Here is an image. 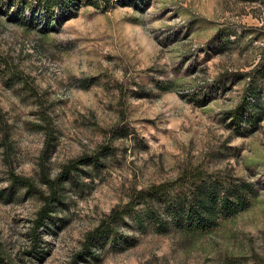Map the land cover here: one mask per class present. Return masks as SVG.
<instances>
[{
    "label": "rangeland",
    "instance_id": "374dc122",
    "mask_svg": "<svg viewBox=\"0 0 264 264\" xmlns=\"http://www.w3.org/2000/svg\"><path fill=\"white\" fill-rule=\"evenodd\" d=\"M42 16L0 0V254L10 264H264V0H82L66 22ZM71 164L38 226L44 175ZM194 171L251 182L250 207L196 232H160L133 212L116 240L84 249L134 193Z\"/></svg>",
    "mask_w": 264,
    "mask_h": 264
},
{
    "label": "trees",
    "instance_id": "16d2710c",
    "mask_svg": "<svg viewBox=\"0 0 264 264\" xmlns=\"http://www.w3.org/2000/svg\"><path fill=\"white\" fill-rule=\"evenodd\" d=\"M26 7L30 6L34 14L39 11L46 22L56 19L68 21L79 11L82 0H16ZM110 3V0H100ZM125 4V2H123ZM254 93V92H253ZM256 99V95L252 96ZM257 101V100H256ZM256 103V102H255ZM262 119L263 112H260ZM93 159V158H92ZM95 160V159H94ZM95 161L91 162H97ZM73 165L65 168L56 180L44 175L43 181L49 186L50 194L44 197L45 204L39 213L37 225L42 226L50 217L56 203H60L61 184L73 170ZM24 186L33 187L29 179L14 178ZM175 184H179L178 186ZM186 185H189L186 188ZM254 185L238 179H222L204 172L194 171L191 177L187 173L174 183L154 185L134 193L128 204L112 210L111 214L101 220L93 231L86 235L84 249L89 251L102 239L113 242L118 236L116 224L124 216L135 213L141 225L147 219L160 232L174 229L181 232L208 231L217 228L223 220L229 219L247 210L254 198ZM0 264H10L0 254Z\"/></svg>",
    "mask_w": 264,
    "mask_h": 264
}]
</instances>
